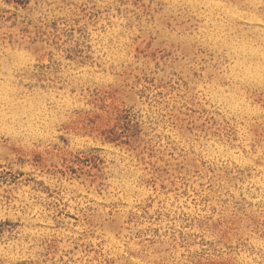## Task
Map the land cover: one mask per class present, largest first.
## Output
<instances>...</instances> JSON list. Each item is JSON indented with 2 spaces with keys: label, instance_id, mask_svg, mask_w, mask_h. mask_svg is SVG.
<instances>
[{
  "label": "rangeland",
  "instance_id": "obj_1",
  "mask_svg": "<svg viewBox=\"0 0 264 264\" xmlns=\"http://www.w3.org/2000/svg\"><path fill=\"white\" fill-rule=\"evenodd\" d=\"M0 264H264V0H0Z\"/></svg>",
  "mask_w": 264,
  "mask_h": 264
},
{
  "label": "bare ground",
  "instance_id": "obj_2",
  "mask_svg": "<svg viewBox=\"0 0 264 264\" xmlns=\"http://www.w3.org/2000/svg\"><path fill=\"white\" fill-rule=\"evenodd\" d=\"M253 73V72H252ZM19 119V118H18Z\"/></svg>",
  "mask_w": 264,
  "mask_h": 264
}]
</instances>
